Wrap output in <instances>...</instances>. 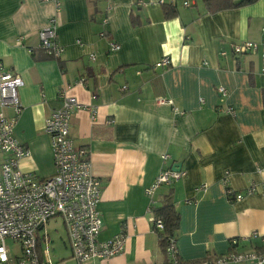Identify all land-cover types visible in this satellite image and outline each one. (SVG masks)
<instances>
[{
	"label": "crops",
	"instance_id": "obj_1",
	"mask_svg": "<svg viewBox=\"0 0 264 264\" xmlns=\"http://www.w3.org/2000/svg\"><path fill=\"white\" fill-rule=\"evenodd\" d=\"M60 2L56 12L51 1L0 0V66L22 81L13 133L29 155L18 166L37 178L54 173L44 122L61 106L64 88L82 104L71 114L69 136L87 149L100 182L99 238L123 232L126 240L117 255L77 263L66 239L70 260L59 264H165L150 216L166 196L178 212L174 242L182 262L261 245L264 73L260 50L233 54L230 43L260 40L264 0L214 10L204 0ZM163 2L175 6L173 16H165ZM52 18L63 46L57 58L39 46L38 30ZM111 42L119 48L111 50ZM162 57L169 64L155 66ZM164 168L185 175L147 196L145 187Z\"/></svg>",
	"mask_w": 264,
	"mask_h": 264
},
{
	"label": "built area",
	"instance_id": "obj_2",
	"mask_svg": "<svg viewBox=\"0 0 264 264\" xmlns=\"http://www.w3.org/2000/svg\"><path fill=\"white\" fill-rule=\"evenodd\" d=\"M51 1L55 11L60 10V0ZM162 2V0H160ZM109 10V8H108ZM107 18L102 19L106 23ZM54 19L38 30L39 46L46 54L57 58L63 52V46L56 39ZM103 35V32L100 33ZM260 40L230 43L233 54L260 50L261 71L264 73V25L260 28ZM19 41V40H17ZM77 43L80 42L77 40ZM81 44V43H80ZM111 50L119 45L111 42ZM221 54L225 51L221 50ZM169 64L168 57H162L155 66ZM80 78L78 83H82ZM22 84L19 75L8 72L0 66V264H59L50 259L46 250L40 249V238L36 232L50 219L59 217L64 225L71 250V257L77 263L88 259H104L121 253L126 235L123 232L101 239V218L97 205L100 201V182L92 174L87 149L75 147L69 136V122L72 112L82 104L64 88L58 91L61 106L52 110L45 118L44 131L49 136L54 173L48 177L37 178L33 173L22 171L18 160L29 155V150L14 136L13 127L21 111L17 88ZM220 95H225L224 87H218ZM159 104H170L175 112H180L170 98L158 96ZM11 108L12 114L4 112ZM94 113L92 107H89ZM226 112L233 113L231 107ZM167 155H162L165 160ZM258 170L264 171V168ZM185 171L175 168L161 169L154 180L144 189L147 196L162 184H170L183 177ZM206 188V184L196 186L195 190ZM253 190L252 188H248ZM231 190L227 188V193ZM234 199L242 197L234 194ZM150 222L162 229V222L150 216ZM44 236V235H43ZM251 236H257L252 233ZM261 245L249 250H230L215 258H205L200 262H182L177 254L175 242L169 240L165 248V264H264V235L259 236ZM18 242L19 253L11 251L6 240ZM248 240V237L242 238ZM238 238H231L236 246Z\"/></svg>",
	"mask_w": 264,
	"mask_h": 264
},
{
	"label": "trees",
	"instance_id": "obj_3",
	"mask_svg": "<svg viewBox=\"0 0 264 264\" xmlns=\"http://www.w3.org/2000/svg\"><path fill=\"white\" fill-rule=\"evenodd\" d=\"M206 5L210 7L211 10L221 9L226 7L238 6L242 3L249 2L252 0H204ZM164 14L166 17H171L175 14V6L171 3H161ZM136 18V17H134ZM229 194H232L230 192ZM151 215L155 219H159L162 222V229L158 230L154 223H152L153 229L157 232L160 244L164 247L169 243L170 239L174 240V234L178 225V212L174 205V202L169 196L165 197L164 202L158 207H151Z\"/></svg>",
	"mask_w": 264,
	"mask_h": 264
},
{
	"label": "rangeland",
	"instance_id": "obj_4",
	"mask_svg": "<svg viewBox=\"0 0 264 264\" xmlns=\"http://www.w3.org/2000/svg\"><path fill=\"white\" fill-rule=\"evenodd\" d=\"M36 236L40 238V249L46 250L51 260L58 263L70 260L67 256L69 250L65 246L67 239L66 231L60 218L55 217L50 219L38 230V232H36ZM6 245L11 251L19 253L18 242L7 239Z\"/></svg>",
	"mask_w": 264,
	"mask_h": 264
}]
</instances>
